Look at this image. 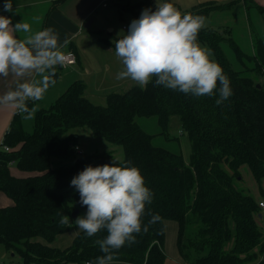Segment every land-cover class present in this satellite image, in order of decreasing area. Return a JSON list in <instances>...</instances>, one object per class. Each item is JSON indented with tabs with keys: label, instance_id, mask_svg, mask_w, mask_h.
I'll return each instance as SVG.
<instances>
[{
	"label": "trees",
	"instance_id": "trees-1",
	"mask_svg": "<svg viewBox=\"0 0 264 264\" xmlns=\"http://www.w3.org/2000/svg\"><path fill=\"white\" fill-rule=\"evenodd\" d=\"M126 1L124 8L131 9L137 19L145 8L156 7L153 0H138L133 5ZM239 1L249 7L250 0L207 1L184 13L206 17ZM4 2L0 0V11H4ZM229 32L203 27L198 34V42L211 46L212 59L230 80L232 95L219 105L218 91L196 97L155 85L153 77L143 89L136 84L124 92L108 93L105 105L87 98L86 84L75 80L48 107L37 108L32 131L24 127L23 116L17 112L0 147V191L14 201L0 207V243L20 253L26 263L95 264L105 255L95 241L104 238L106 230L92 237L81 230L65 248L52 243L72 227L59 223L61 215L72 221L76 209L79 214L87 209L71 185L72 178L88 165L114 159L139 168L153 194L142 224L148 225V213L161 219L149 225L147 232L136 234L134 243L117 250L112 263L165 264L167 220L179 223L177 245L189 264H249L262 258L259 202L240 186V180L244 165L259 183L264 178V39L254 32V50L248 53ZM222 43L233 49L242 68L234 67ZM56 70L53 79L59 76ZM27 103L29 108L35 105L31 100ZM173 116L179 117L189 136L188 159L182 151L154 141L157 134L171 139ZM137 117H155L159 132L145 130ZM81 128L122 146L123 159H115V149L84 151L76 130ZM12 165L30 174L18 177L12 174ZM258 264H264V259Z\"/></svg>",
	"mask_w": 264,
	"mask_h": 264
},
{
	"label": "clouds",
	"instance_id": "clouds-1",
	"mask_svg": "<svg viewBox=\"0 0 264 264\" xmlns=\"http://www.w3.org/2000/svg\"><path fill=\"white\" fill-rule=\"evenodd\" d=\"M3 10L14 11L12 0H5ZM204 23L203 17L181 13L168 0H156L155 10H142L128 32L115 42V55L123 64L117 79H131L143 89L155 77V85L196 97L213 96L218 91L216 104L223 103L232 95L230 80L212 59L211 49L198 42ZM67 43L65 40V47ZM65 62L53 28L33 31L26 22L13 24L11 17L0 15V77L11 76L15 83L0 95V105L12 107L23 119H33L37 107L29 108L27 102L43 100L56 83L51 78L56 67ZM71 185L79 192L87 213L74 222L61 215L59 223H74L88 237L106 230L107 235L95 241L105 254L95 264H112L117 250L134 243L136 234L147 232L149 225L161 219L148 213V225L142 224L153 194L130 161L113 159L112 163L88 165L72 178Z\"/></svg>",
	"mask_w": 264,
	"mask_h": 264
},
{
	"label": "rangeland",
	"instance_id": "rangeland-1",
	"mask_svg": "<svg viewBox=\"0 0 264 264\" xmlns=\"http://www.w3.org/2000/svg\"><path fill=\"white\" fill-rule=\"evenodd\" d=\"M138 0H130V5H133ZM156 4V0H153ZM175 1L176 8L181 12L184 13V11L191 9L192 6H186V5H192L190 1L187 0H171ZM178 1V2H177ZM106 5H103V3L100 5L98 10L95 13L94 17H91L90 20H94V23L91 24V28L94 30H99V32L95 36V40H101L108 39L113 44L112 46L115 48V42L119 40L123 35H125L128 32L129 25L133 19H137L135 13L131 9H125L124 5L127 4L128 1L126 0H106ZM161 2H165V0H161ZM220 3V2H217ZM243 3V2H242ZM242 3L236 2L226 9H219L216 11H213L209 16L203 17L204 18V27L213 28L215 30L223 31L221 30V27L224 29L231 30L229 33L231 36H235V39H239V41L243 44V49L246 52H250L249 47H252V43L248 41V36L250 37V40L252 42V34L254 32H257L259 34V26L256 20V16H260L261 14L253 7H251L248 3L249 8L246 9L242 5ZM223 4V3H220ZM189 7V8H187ZM187 8V9H186ZM260 14V15H259ZM261 17V16H260ZM262 18V17H261ZM264 23H262L261 27H263ZM232 32V33H231ZM85 33H88L86 31ZM249 33V35L247 34ZM227 36L229 35L226 33ZM95 35V34H94ZM260 35V34H259ZM233 36V37H234ZM261 36V35H260ZM240 42V43H241ZM85 44V43H84ZM202 46L207 47L209 49L212 48L208 43H201ZM87 52L93 51L92 46H86ZM222 47L224 48L226 54L229 56L230 61L236 68H242L241 64L236 59V55L233 51V49L228 45V43H222ZM102 48V47H101ZM212 58H214V53L212 51ZM100 60L102 61L103 69L104 65L106 64V61H109L107 64L108 68L106 69L105 73L108 78V83L115 84L112 86V91H120L124 92L128 90L133 85H136L134 81L131 79H117V74L123 70V64L119 60V58L115 54H108L106 51L100 54ZM114 59V60H113ZM249 65H251L250 62H248ZM116 72L113 74V72ZM101 79L97 80V83L94 82V88L99 89V82ZM60 81L58 83H55L54 86H51L50 92L53 94L55 93L60 85ZM86 91L88 92V96L90 99L96 103V104H106V98L103 100L102 96H95L93 97L90 94L89 87H87ZM56 97V96H55ZM54 97V98H55ZM51 102H44L42 101L40 103L35 104L37 108L39 107H48ZM35 118V114H34ZM34 118L33 119H23V125L28 131H32L34 127ZM137 122L148 132L156 134L159 132V126L157 124V120L155 117H137ZM78 131V134L80 136L79 144L83 147L84 151L86 152H94V151H105V150H116L115 151V159L121 160L124 157L122 146L114 145L108 141H106L102 137L95 136L92 131L89 128H81L76 129ZM169 136L171 139H168L164 135L157 134L154 137V141L158 145H162L165 147H168L170 149H173L175 151H182L183 155L186 159L189 158L191 153V144L189 136L184 130L182 129L181 122L178 116H173L169 123ZM178 138V139H177ZM179 147V148H178ZM241 182L240 186L246 189L247 191L251 192L252 195L258 196L257 191H261V189L264 191V179L261 180L259 183L255 177L253 176L250 168L247 165H244L241 167ZM261 194V193H259ZM87 209L81 210L80 215H86ZM76 219V218H75ZM75 219L72 220V222L75 221ZM259 227L264 231V219L263 221L257 216ZM171 224H175V227L173 228ZM166 233H167V239H166V245L165 250L167 253L172 249V245H176V239H177V231H178V222L174 220H167L166 221ZM81 231L78 229V227L73 223L70 230H68L65 233L60 234L57 236L56 240L52 243V245L60 248H65L69 246L75 237L77 233ZM38 240H44L42 237H38ZM230 245V244H229ZM12 253L14 255L12 256ZM0 260L10 262L11 260H14L16 262L23 260L20 253L14 251L7 250L3 244L0 243Z\"/></svg>",
	"mask_w": 264,
	"mask_h": 264
},
{
	"label": "crops",
	"instance_id": "crops-1",
	"mask_svg": "<svg viewBox=\"0 0 264 264\" xmlns=\"http://www.w3.org/2000/svg\"><path fill=\"white\" fill-rule=\"evenodd\" d=\"M105 1L106 0H12V6L14 9L13 12L0 11V15L11 17L13 24L19 21L26 22L30 25L33 31L43 30L49 27L53 28L59 35V41L63 51L72 50L77 54L78 57L77 64L70 66H64V65L57 66L56 71L59 74V76L57 79H55V81L56 83H58L59 81L61 83L59 85L58 90L52 94L50 92L51 89L50 86L43 100L34 101V104L40 103L41 101L42 103L44 102L52 103L75 80L83 81L86 84V86L89 87V90H91L90 94L93 97L101 95L103 100H105L107 94L113 92L112 86H114L115 84H112V81L111 84L107 82L108 78L105 73L106 69L108 68L107 64L109 63V61H106V64L104 65V68L105 67L106 68L104 70L102 66V61L100 60L99 57L100 54L105 51L108 54H115V48L112 45L106 43L104 40L103 41L95 40V36L97 34V32L95 31H99V30L92 29L91 24L94 23L96 19L94 20L92 19L90 23L88 22V20L91 17L95 16V13L100 7V5L103 2H104L103 5L106 4ZM187 1L192 2L190 3L192 5H186V6H194L199 3H203L207 1L229 3L234 0H187ZM171 2L177 4L175 1H171ZM239 3H242V1H239ZM249 3L251 7L255 8L261 14L259 15L262 18L257 15L256 20L257 22H259L257 23L259 26L258 29L259 34L264 39V25L263 27H261L262 23H264V0H250ZM242 5L246 7L245 3H242ZM248 8L246 7V9ZM222 29L223 31L225 30L223 27H221V30ZM86 31H88V33H85ZM247 34L249 35V33ZM19 35L20 34H18V36ZM65 40L68 41L66 47L64 46ZM236 40L239 42V44H241V46H243L242 42L239 41V39ZM248 41L250 42V44L252 43L249 36H248ZM86 46L89 47L92 46L94 50L86 53L87 50ZM249 50L252 52L254 50L253 46L252 47L250 46ZM114 73L116 72H113V74ZM34 78H39V77H34ZM98 79L99 80L101 79V81L98 83L100 87L99 89H95L94 82L97 83ZM14 86L15 83L11 76L8 78L0 77V95H2L4 92H6L11 88H14ZM85 95L87 98L90 99L87 91H85ZM16 114L17 111L12 107L0 105V147L2 146V142L4 140L5 134L9 130L10 125L13 119L15 118ZM11 172L12 174L18 177L19 176L22 177L30 174L22 170H19L14 165L11 166ZM259 193L257 191L258 196L257 197L255 196L258 202L264 199V191L261 189ZM12 204H14V201L11 198H9L3 191H0V207H5ZM258 217L263 221L264 210L262 208L259 209ZM171 226L174 228L175 224H171ZM178 231H179V223H178ZM178 231H177V235H178ZM166 239H167V233H166ZM176 244H177V239H176ZM258 249L257 251H260V247H258ZM166 254H167V259L165 264H189L183 259L178 245L177 246L172 245V249L169 251V253H167L166 251ZM13 255L14 253H12V256ZM11 262H16V261L11 260L10 262L7 263H11ZM260 262H261V256L257 261L249 264H258Z\"/></svg>",
	"mask_w": 264,
	"mask_h": 264
},
{
	"label": "built area",
	"instance_id": "built-area-1",
	"mask_svg": "<svg viewBox=\"0 0 264 264\" xmlns=\"http://www.w3.org/2000/svg\"><path fill=\"white\" fill-rule=\"evenodd\" d=\"M106 5V4H104ZM65 55H66V62L64 64V66H70V65H74V64H77L78 62V57H77V54L72 51V50H68V51H64ZM4 148L7 150V151H11L12 149L8 146H4ZM76 149L77 151L81 154L83 151L79 148V146H76ZM13 164V162H12ZM259 206L260 208H262L264 210V199L263 200H260L259 201ZM264 259V256H262L261 260ZM89 262V261H87ZM87 262H85L84 264H87ZM0 264H38L37 262H31V263H26L25 261L21 260V261H18V262H11V263H7V262H4V261H1L0 260Z\"/></svg>",
	"mask_w": 264,
	"mask_h": 264
},
{
	"label": "water",
	"instance_id": "water-1",
	"mask_svg": "<svg viewBox=\"0 0 264 264\" xmlns=\"http://www.w3.org/2000/svg\"><path fill=\"white\" fill-rule=\"evenodd\" d=\"M90 21H92V20H90ZM89 23H90V22H89ZM78 215H79V210L76 209V210L73 212L72 217H73V218H76Z\"/></svg>",
	"mask_w": 264,
	"mask_h": 264
}]
</instances>
